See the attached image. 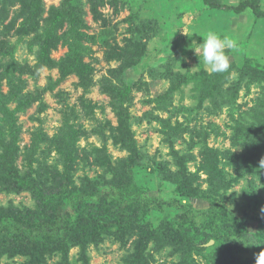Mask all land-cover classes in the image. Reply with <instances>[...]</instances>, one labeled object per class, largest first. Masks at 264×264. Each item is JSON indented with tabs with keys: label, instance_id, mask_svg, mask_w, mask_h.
I'll use <instances>...</instances> for the list:
<instances>
[{
	"label": "rangeland",
	"instance_id": "374dc122",
	"mask_svg": "<svg viewBox=\"0 0 264 264\" xmlns=\"http://www.w3.org/2000/svg\"><path fill=\"white\" fill-rule=\"evenodd\" d=\"M210 1L237 6L243 0ZM250 1L248 9L235 15L206 7L202 0H71L70 4L65 0H41L32 34L21 37L16 32L24 29L20 28V20L11 28L10 19L0 24V110L13 112L17 132L15 164L22 177L28 172L31 157L30 178L40 189L52 188L51 181L45 180L64 171L67 149L76 148L74 186L87 184L86 179L101 186L103 177L111 179V174L105 173V160L92 155L91 148L102 149V132L112 161L127 156L125 150L113 145L107 126H117L118 110L111 95L119 91L129 100L123 108L138 145L135 164L140 166L137 164L133 173L136 181L155 193L158 176L163 178L167 170L177 171L171 142L179 156L185 160V156H192L186 162L190 173L197 172L204 154H218V167L223 168L227 180L238 181L226 193L227 210L249 221L248 233L264 231V179L256 180L251 188L247 176L239 178L236 168L227 165L231 162L227 160L228 151L235 155L243 151L232 146V139L242 138L240 131L246 133L264 119V74L258 73L264 69V19L254 14L264 13V0ZM69 10H73L77 26L68 17L54 22L59 13ZM208 31L228 35L237 42L236 49L226 50L231 65L226 72H211L194 51ZM79 40L83 47L77 52L78 72L56 83L59 67L73 65L76 53L71 48ZM45 45L50 47L44 49ZM138 50L141 55L131 58ZM42 55L53 62L50 68L40 67ZM184 79L186 83L181 84ZM175 85L180 88L172 91ZM22 101L29 102L28 106L17 110ZM2 117L0 114V125ZM2 133L0 126V138L8 142L10 136ZM68 143L74 147L67 148ZM2 152L1 141L0 155ZM95 158L103 165L95 164ZM150 171L155 175L153 181ZM199 177L203 191L207 175L199 171ZM174 189L173 184L166 183L163 197H174ZM36 198L35 189L7 191L0 183V210L13 207L20 213L28 210L41 215ZM192 205L206 207L199 201ZM177 212L158 208L142 212L138 221L152 230L161 224L162 229L172 232L177 227ZM141 241L135 234L117 241L104 238L84 251L72 246L64 255L59 251L42 255L40 264H128L126 257L134 254L136 247L139 249ZM7 244L0 241V264L35 263L28 255L15 254ZM215 245L214 239L190 245L186 254L196 264H210L212 260L223 264L219 262L224 246L215 251ZM168 246V242L146 243L142 260L148 264L179 262V254H172ZM247 254L242 248L235 252L241 258Z\"/></svg>",
	"mask_w": 264,
	"mask_h": 264
},
{
	"label": "trees",
	"instance_id": "16d2710c",
	"mask_svg": "<svg viewBox=\"0 0 264 264\" xmlns=\"http://www.w3.org/2000/svg\"><path fill=\"white\" fill-rule=\"evenodd\" d=\"M70 2L71 0H65L67 4ZM41 4V0H0V24L10 19L9 27L11 28L20 20V28L23 27L24 29L16 32L20 33L21 37L32 34L39 17ZM202 4L215 10L239 15L252 5V1L243 0L237 6H224L215 4L210 0H202ZM254 14L257 18L264 19V13L256 11ZM58 15L54 20L55 23L68 17L70 23L77 26L75 25L73 10ZM52 45H55V42H52ZM48 47L50 46L45 45L43 48ZM82 47L81 40L72 46V53H76L73 65L59 67L60 78L56 83L62 82L68 75L78 72L79 59L77 57L79 55L77 52ZM141 53L140 50L135 51L131 58L140 56ZM39 61L40 67L47 66L50 68L53 65V62L44 55L40 57ZM251 71L255 72L256 70ZM258 73L263 75L264 69ZM185 83L186 80L184 79L181 84ZM179 88V85H175L172 91H177ZM123 95L119 91L118 95H111L113 98L115 96L113 102L118 110V122L116 127L111 126L110 123L107 126L109 138L113 145H118L120 149L125 150L127 156L112 161L110 154L107 153V137H104L102 132H99L102 135V149L91 148L92 155L105 160L103 165L95 158V164L105 166V173L112 176L109 180H105L103 177L104 183L101 186L88 181V179H86L87 184L83 186L76 187L73 185L72 165L76 158V148L67 149L68 158L64 171L62 173L56 172V174H52V179L45 180V182L51 181L52 188L40 189V186L30 178L33 173L31 157L28 159V172L25 177H22L15 164L17 132L14 133L13 112L0 110V114L3 115L0 125L2 134L11 138L8 142L0 138L3 143V152L0 155V183H3L7 191L22 192L35 189L37 192L36 199L40 201L42 210L41 215L28 210L20 213L13 207L0 210V241L5 240L15 254L28 255L34 259L35 263L31 262V264H40V257L53 251H59L64 255L72 246L80 247L84 251L89 245H99L104 238H113L117 241L123 240L126 235L135 234L138 236V240L141 237L142 241L139 249L136 247L135 253L126 257L125 261L128 264H148L142 260L145 257L146 243L148 242H153L156 245L168 242L172 254L178 253L180 259L179 262L172 264H196L186 254H189V246L214 239L216 245L213 249L215 251L218 246H224L219 263L254 264L256 254L251 251L259 253L264 250V231L256 229L254 233H248L249 221H246V218L239 219L227 210L225 206L226 193L238 181L227 180L223 168L218 167V154L211 152L204 154L206 156L197 172L190 173L186 167V162L192 156L190 158L185 156V160L174 151V145L171 142L169 143L170 152L177 166V171L167 170L163 178L158 176L159 187L157 185L155 193H152L154 190L144 187L140 181L134 179V169L137 164L138 167L140 166V163L135 164L139 152L126 114L127 111L123 108V105L129 100ZM21 103L23 105L19 106L17 110L25 108L29 102L22 101ZM5 126L11 128L12 131H4ZM248 129L246 133L240 131L239 135L242 138L232 139V146L241 147L243 151L238 155L228 151L227 160L231 159V162L227 165L236 168L239 178L240 176H247L252 188L256 180L264 179V168L260 166L261 161L264 160V119L261 123L259 121L257 127L253 126ZM66 146L67 148L74 147L69 143ZM199 171H203L207 175V188L203 191L198 185ZM150 172V180L153 181L155 175L152 171ZM166 183L175 186L174 197H163V188ZM45 187L47 186L45 185ZM198 201L205 203L206 207L197 208L192 205V202ZM164 207L178 210L177 227L173 228L172 232L162 229L161 224L157 229L152 230V228L147 227L148 225L139 223L138 218L142 212L148 213L151 210L156 211L158 208ZM36 217L39 219L36 220ZM251 221L261 224V221L255 218H252ZM40 226L42 229L39 228ZM48 231L50 233H46ZM244 243H248V246L243 247ZM240 247L248 253L244 258L235 255V252L241 250ZM216 263L212 260L210 264Z\"/></svg>",
	"mask_w": 264,
	"mask_h": 264
},
{
	"label": "clouds",
	"instance_id": "9594fccd",
	"mask_svg": "<svg viewBox=\"0 0 264 264\" xmlns=\"http://www.w3.org/2000/svg\"><path fill=\"white\" fill-rule=\"evenodd\" d=\"M237 42L228 35H218L214 31H208L202 35V42L196 45L195 53L202 57L206 65L213 73H222L230 69V57L226 50H234ZM264 168V160L261 161ZM254 264H264V250L254 256Z\"/></svg>",
	"mask_w": 264,
	"mask_h": 264
}]
</instances>
